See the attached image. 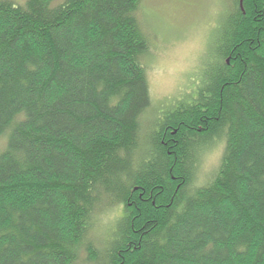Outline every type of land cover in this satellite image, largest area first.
Listing matches in <instances>:
<instances>
[{
  "label": "trees",
  "instance_id": "1",
  "mask_svg": "<svg viewBox=\"0 0 264 264\" xmlns=\"http://www.w3.org/2000/svg\"><path fill=\"white\" fill-rule=\"evenodd\" d=\"M140 1L0 0V264H264V0H233L216 71L144 133Z\"/></svg>",
  "mask_w": 264,
  "mask_h": 264
},
{
  "label": "rangeland",
  "instance_id": "2",
  "mask_svg": "<svg viewBox=\"0 0 264 264\" xmlns=\"http://www.w3.org/2000/svg\"><path fill=\"white\" fill-rule=\"evenodd\" d=\"M232 9L233 0L140 1L136 15L150 45L147 54L141 58L147 67L145 74L150 99V107L142 115L141 131L147 132L152 117L163 116L178 102L194 98L197 89L216 71L218 40ZM4 137H0V150L5 146ZM201 152L194 184L217 172L223 142L216 140ZM95 213L89 235L103 238L96 249L105 251L113 241L123 212L120 205H103Z\"/></svg>",
  "mask_w": 264,
  "mask_h": 264
},
{
  "label": "water",
  "instance_id": "3",
  "mask_svg": "<svg viewBox=\"0 0 264 264\" xmlns=\"http://www.w3.org/2000/svg\"><path fill=\"white\" fill-rule=\"evenodd\" d=\"M239 3H241V1Z\"/></svg>",
  "mask_w": 264,
  "mask_h": 264
}]
</instances>
